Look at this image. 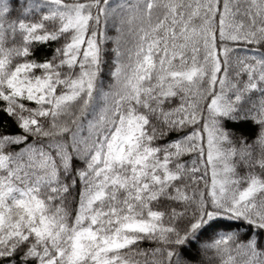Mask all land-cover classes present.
<instances>
[{"label":"snow or ice","instance_id":"6c2138e0","mask_svg":"<svg viewBox=\"0 0 264 264\" xmlns=\"http://www.w3.org/2000/svg\"><path fill=\"white\" fill-rule=\"evenodd\" d=\"M0 264H264V0H0Z\"/></svg>","mask_w":264,"mask_h":264},{"label":"trees","instance_id":"16d2710c","mask_svg":"<svg viewBox=\"0 0 264 264\" xmlns=\"http://www.w3.org/2000/svg\"><path fill=\"white\" fill-rule=\"evenodd\" d=\"M19 2H20V0H17V7L19 6ZM25 2H26V0H25Z\"/></svg>","mask_w":264,"mask_h":264}]
</instances>
